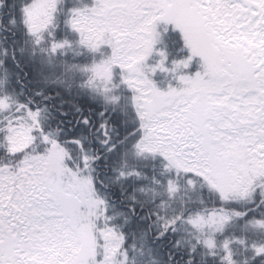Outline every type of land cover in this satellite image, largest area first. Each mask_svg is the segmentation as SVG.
<instances>
[{"label": "snow or ice", "instance_id": "6c2138e0", "mask_svg": "<svg viewBox=\"0 0 264 264\" xmlns=\"http://www.w3.org/2000/svg\"><path fill=\"white\" fill-rule=\"evenodd\" d=\"M0 76V264H264V0H0Z\"/></svg>", "mask_w": 264, "mask_h": 264}, {"label": "trees", "instance_id": "16d2710c", "mask_svg": "<svg viewBox=\"0 0 264 264\" xmlns=\"http://www.w3.org/2000/svg\"><path fill=\"white\" fill-rule=\"evenodd\" d=\"M194 65H195V63H194L193 66H192V69H191L192 71H194ZM0 78H2V76H0ZM154 258H155V257H154ZM147 259H148V257L145 256V257H144V260H147Z\"/></svg>", "mask_w": 264, "mask_h": 264}, {"label": "rangeland", "instance_id": "374dc122", "mask_svg": "<svg viewBox=\"0 0 264 264\" xmlns=\"http://www.w3.org/2000/svg\"><path fill=\"white\" fill-rule=\"evenodd\" d=\"M196 70V65H194V71Z\"/></svg>", "mask_w": 264, "mask_h": 264}]
</instances>
